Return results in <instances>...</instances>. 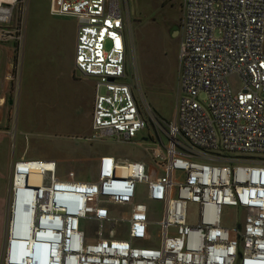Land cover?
Segmentation results:
<instances>
[{"label":"built area","instance_id":"2783aa9c","mask_svg":"<svg viewBox=\"0 0 264 264\" xmlns=\"http://www.w3.org/2000/svg\"><path fill=\"white\" fill-rule=\"evenodd\" d=\"M126 3L51 0L50 14L76 20L74 66L95 79L88 139L136 142L151 162L101 154L72 179L14 158L2 264H264V0H181L171 121L143 110ZM26 16L27 0H0V43L19 49Z\"/></svg>","mask_w":264,"mask_h":264},{"label":"rangeland","instance_id":"374dc122","mask_svg":"<svg viewBox=\"0 0 264 264\" xmlns=\"http://www.w3.org/2000/svg\"><path fill=\"white\" fill-rule=\"evenodd\" d=\"M126 4L128 56L138 72L143 110L151 108L155 119L171 121L178 97L179 36L177 43L170 37L173 28L180 29L181 0H127ZM50 7L51 0H27L25 37L15 49L7 97L14 106L7 103L0 110V171H8V157L14 153L15 158L54 159L59 175L72 179L93 177L101 154L151 162L136 142L112 136L88 139L95 79L75 74L76 20L54 17ZM148 128L154 129L152 120ZM146 132L138 133L136 140L149 141ZM190 207L194 220L197 207ZM151 208L155 235L161 204L152 203Z\"/></svg>","mask_w":264,"mask_h":264},{"label":"crops","instance_id":"0c3cea01","mask_svg":"<svg viewBox=\"0 0 264 264\" xmlns=\"http://www.w3.org/2000/svg\"><path fill=\"white\" fill-rule=\"evenodd\" d=\"M15 49L16 45L14 43H0V110L3 109L4 106L7 105V103V106H14V100L9 103L7 101V97L11 93V72L14 69L16 52ZM77 73L79 72H75V74ZM14 158L15 153L14 155H12L11 158L8 157V161L10 164L8 171H0V263L3 258L7 238V227L10 212V187L12 177V164Z\"/></svg>","mask_w":264,"mask_h":264},{"label":"bare ground","instance_id":"6f19581e","mask_svg":"<svg viewBox=\"0 0 264 264\" xmlns=\"http://www.w3.org/2000/svg\"><path fill=\"white\" fill-rule=\"evenodd\" d=\"M29 181L31 184H38L40 182V178L37 175H33L30 177Z\"/></svg>","mask_w":264,"mask_h":264},{"label":"water","instance_id":"95a60500","mask_svg":"<svg viewBox=\"0 0 264 264\" xmlns=\"http://www.w3.org/2000/svg\"><path fill=\"white\" fill-rule=\"evenodd\" d=\"M179 34H180V31L178 28L173 29L172 37H177V36H179Z\"/></svg>","mask_w":264,"mask_h":264},{"label":"trees","instance_id":"16d2710c","mask_svg":"<svg viewBox=\"0 0 264 264\" xmlns=\"http://www.w3.org/2000/svg\"><path fill=\"white\" fill-rule=\"evenodd\" d=\"M179 25H180V23L177 26L179 27ZM175 28H177V27H175ZM175 28H173V29H175ZM170 40L177 43V38L176 37H172L171 36ZM178 46H179V41H178Z\"/></svg>","mask_w":264,"mask_h":264}]
</instances>
